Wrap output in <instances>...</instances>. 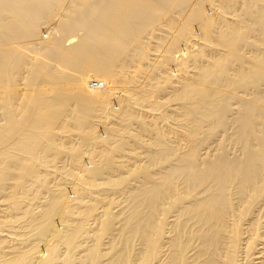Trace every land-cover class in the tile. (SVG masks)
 Returning <instances> with one entry per match:
<instances>
[{"label":"bare ground","instance_id":"bare-ground-1","mask_svg":"<svg viewBox=\"0 0 264 264\" xmlns=\"http://www.w3.org/2000/svg\"><path fill=\"white\" fill-rule=\"evenodd\" d=\"M0 264H264V0H0Z\"/></svg>","mask_w":264,"mask_h":264},{"label":"rangeland","instance_id":"rangeland-1","mask_svg":"<svg viewBox=\"0 0 264 264\" xmlns=\"http://www.w3.org/2000/svg\"><path fill=\"white\" fill-rule=\"evenodd\" d=\"M57 22H58V20H55L54 23L52 22V23L49 24L46 28H45V27L42 28V30H41V34L43 35L44 39H45V37H47V36L50 37V34H49L50 31H49V30H51L52 28H54V26H56V23H57ZM48 28H49V30H48ZM100 134L103 135V133H102L101 131H100ZM85 164H87V163H85ZM50 180H51V179H50ZM49 182H50V181H49ZM64 187H65V186H64ZM67 190H68V191H67ZM68 192H69V193H68ZM66 194H68L69 196L72 195V193H71V189H70V188H69V189H68V188L66 189ZM40 195H41V194H40ZM42 195H44V193H42ZM34 203H35V202H34ZM37 203H38V202H37ZM35 204H36V203H35ZM36 205H37V204H36ZM34 208H36V206H35ZM118 209L120 210V208H116V211H117ZM119 210H118V211H119ZM36 211H40V209H38V210H36ZM23 220H25V219H23ZM20 223H21V221H20ZM27 223H28V222H27ZM21 224H22V223H21ZM21 224H20V225H21ZM23 224H26V223H23ZM23 224H22V225H23ZM55 224L57 225V223H55ZM26 225H27V224H26ZM43 245H44V242L40 244L39 249L41 248V250H42Z\"/></svg>","mask_w":264,"mask_h":264}]
</instances>
